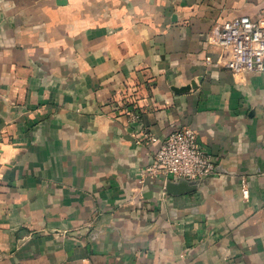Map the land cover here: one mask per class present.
<instances>
[{"label":"crops","instance_id":"1","mask_svg":"<svg viewBox=\"0 0 264 264\" xmlns=\"http://www.w3.org/2000/svg\"><path fill=\"white\" fill-rule=\"evenodd\" d=\"M244 16L264 0H0V264H264V73L211 43ZM182 128L215 172L168 194L145 173Z\"/></svg>","mask_w":264,"mask_h":264},{"label":"built area","instance_id":"2","mask_svg":"<svg viewBox=\"0 0 264 264\" xmlns=\"http://www.w3.org/2000/svg\"><path fill=\"white\" fill-rule=\"evenodd\" d=\"M211 43L230 53L225 64L234 74L264 73V21L244 16L224 23L213 30ZM138 120L139 115H134ZM215 172L211 154L199 141L197 131L182 128L169 134L153 156L146 176L168 180H204ZM245 198L249 190L243 189Z\"/></svg>","mask_w":264,"mask_h":264},{"label":"water","instance_id":"3","mask_svg":"<svg viewBox=\"0 0 264 264\" xmlns=\"http://www.w3.org/2000/svg\"><path fill=\"white\" fill-rule=\"evenodd\" d=\"M196 82H192L190 85L183 87V88H174L175 92H185V91H189L192 88L196 87ZM202 180H198V181H187V180H179V181H171L169 180L166 183V192L168 194H173V193H177L176 191H180L179 193H189V192H193L196 191L198 189V187L200 186Z\"/></svg>","mask_w":264,"mask_h":264}]
</instances>
